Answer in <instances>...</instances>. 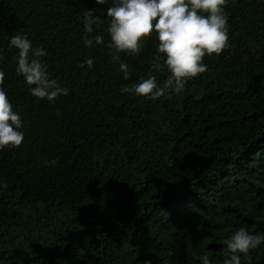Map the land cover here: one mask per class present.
I'll use <instances>...</instances> for the list:
<instances>
[{
    "label": "trees",
    "instance_id": "trees-1",
    "mask_svg": "<svg viewBox=\"0 0 264 264\" xmlns=\"http://www.w3.org/2000/svg\"><path fill=\"white\" fill-rule=\"evenodd\" d=\"M110 6L0 0L3 87L24 132L0 149V264H200L206 250L222 264L236 228L264 232V0H228L230 47L156 100L120 91L167 72L150 68L153 34L120 53L122 78L105 46ZM84 10L102 18L90 35L104 44L83 45ZM17 32L44 48L67 95L28 92L7 45ZM241 264H264V243Z\"/></svg>",
    "mask_w": 264,
    "mask_h": 264
},
{
    "label": "clouds",
    "instance_id": "clouds-1",
    "mask_svg": "<svg viewBox=\"0 0 264 264\" xmlns=\"http://www.w3.org/2000/svg\"><path fill=\"white\" fill-rule=\"evenodd\" d=\"M95 2L100 4L104 0ZM227 3L228 0H111V6L106 9L109 41L105 46L110 49L111 59L119 61L122 78L128 80L130 69L120 60V53L138 55L145 38L153 34L157 44L150 68L159 71L163 66L167 72L162 84L150 71L146 78L131 87L125 85L120 91L148 100L182 92L189 80L207 70L203 62L206 55H219L230 47ZM82 22L83 45L92 48L104 44L103 35H90L93 26L102 23V18L94 14V10H84ZM7 45L16 50L15 72L23 78L33 97L54 103L58 96L68 94L69 90L51 77L46 63L41 60L46 55L43 47L33 46V42L19 32L9 36ZM84 64L91 69L93 61L88 58L82 66ZM4 82L5 72L0 69V149L18 148L24 139L22 118L13 110ZM221 243L227 249V258L222 264H241L242 259H248L264 243V232L252 233L240 226ZM199 262L214 264L207 250L199 256ZM143 264L150 261L145 260Z\"/></svg>",
    "mask_w": 264,
    "mask_h": 264
}]
</instances>
